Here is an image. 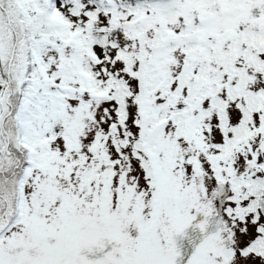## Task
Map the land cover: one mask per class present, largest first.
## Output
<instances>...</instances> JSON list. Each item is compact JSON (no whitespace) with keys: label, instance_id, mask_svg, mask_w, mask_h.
<instances>
[{"label":"rangeland","instance_id":"1","mask_svg":"<svg viewBox=\"0 0 264 264\" xmlns=\"http://www.w3.org/2000/svg\"><path fill=\"white\" fill-rule=\"evenodd\" d=\"M22 2H65L80 31L28 55L23 9L0 0V233L16 223L0 264H264V3L237 26L232 3L216 13L213 0H101L99 12L92 0ZM31 62L36 95L24 87ZM238 102L242 131L214 151L222 126L243 120ZM21 112L48 134L28 160ZM24 160L46 161L24 179L26 204L11 176Z\"/></svg>","mask_w":264,"mask_h":264},{"label":"trees","instance_id":"2","mask_svg":"<svg viewBox=\"0 0 264 264\" xmlns=\"http://www.w3.org/2000/svg\"><path fill=\"white\" fill-rule=\"evenodd\" d=\"M14 1H15L16 9H17V6H19L20 9H23L22 11L17 9V11H18V19L21 24L22 35L26 38V43H27L26 52L28 53V55L31 49H34V50L37 49L36 48L37 45H40V46L42 45L53 46L54 45L59 48L63 47L69 43V39L73 35H75L76 30L78 32L80 31V27H77L76 25H74L71 18L67 16L66 13H64L63 8L66 6L65 2H63L62 4V8H58L54 10H50L51 8L47 7L45 4H42V5L34 4L31 7L32 9V12H31L29 10L30 6L23 3L22 0H14ZM26 1H31V0H26ZM231 1L232 2H229L228 0H224V1L223 0L222 1L213 0V2L211 3V11L219 13V11L216 9L214 5L215 3H222V2L224 4L232 3L231 12L233 16L231 17L233 18L235 24L238 26L241 24H245V22L248 20L249 12L251 8L253 7V3H255L258 0H231ZM81 3H83V0H75V4L77 7H80ZM261 3H264V0H261ZM91 4H92L91 6H92L93 11L99 12V10H102L101 0H92ZM0 8H3L1 4H0ZM257 18L259 21L263 22V27L261 29L264 30V6L261 11V14L258 15ZM31 38L32 40H35L37 43L32 44L33 41L31 40ZM77 56H80V55L77 53ZM76 59L79 60L78 58ZM29 64L31 65V68H32L31 75H33V77L30 82L24 85V87L26 86L28 88L27 90L29 93L36 95L38 94L37 92L38 89L40 88L42 84H44V82L41 79L38 66H36L35 68L34 62H31ZM86 65H87V69L85 65H83L85 67L84 69H86L88 71V75L91 76L94 90L97 91L101 85V81H98L96 79L97 73L94 72L91 65L87 63ZM64 76H67V75L64 74ZM52 85H53V82H48L46 84L47 92H50L54 98H57V93L60 90L59 89L54 90L52 88ZM3 91H4V85L0 84V111H1V106H2L1 100L3 98V95H2ZM25 94H27V92L22 91L21 96L25 97ZM19 108L20 106H18L15 110L13 109V111L15 113H18ZM238 108L239 110L242 111V115H243V120L241 124L239 126H234V127L229 126V125H223L222 132L225 135V139L222 143H217V144L211 143V148L214 149V151L219 150V152H226L227 150L231 148L232 141L235 140V138L239 136V134L241 133L242 127L244 125V120L247 118V111L245 110L244 105L241 104V102H238ZM27 114L29 113H23V112L20 113L19 116L22 117L23 122H21L18 119H16L15 121L16 122L15 128L17 129L18 138L20 141V144H19L20 148L18 150L22 157V160L23 159L28 160V158L31 159V158L37 157V155L43 154L42 151H35L34 147H39L40 145L44 144V140H45L44 138H46V136L48 135V134H45L41 137L35 136L33 133L32 125H31L32 118H29ZM53 124H54L53 122H49L48 127H47V129L51 131L52 136L55 135V130H53V127H54ZM188 137L189 136H187V138ZM27 148L31 150L32 155H30ZM1 161H4V160H1ZM45 162L46 161L42 163L40 161L38 163H35L32 166H27L29 162L24 160L22 162L19 161L18 164L12 168L13 173L11 176L15 177L14 186L20 187L19 192H20V195H21V198L24 204H26V201H27V200H24V194L21 190V187L24 184V179L29 175V173L31 172L33 168L39 167L41 166V164H45ZM2 172H5V171L2 170ZM24 207L25 208L23 209V214L20 217H23L24 219L23 221L25 222L27 219V210H26V206ZM15 224L12 223L9 229L12 228ZM7 232L8 231L0 235V241L4 239L3 235Z\"/></svg>","mask_w":264,"mask_h":264},{"label":"water","instance_id":"3","mask_svg":"<svg viewBox=\"0 0 264 264\" xmlns=\"http://www.w3.org/2000/svg\"><path fill=\"white\" fill-rule=\"evenodd\" d=\"M203 21H201V23H202Z\"/></svg>","mask_w":264,"mask_h":264}]
</instances>
